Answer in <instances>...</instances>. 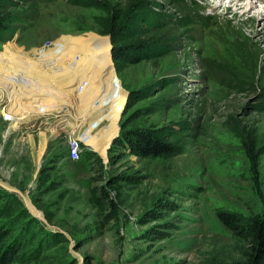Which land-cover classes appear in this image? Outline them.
<instances>
[{
	"label": "rangeland",
	"instance_id": "1",
	"mask_svg": "<svg viewBox=\"0 0 264 264\" xmlns=\"http://www.w3.org/2000/svg\"><path fill=\"white\" fill-rule=\"evenodd\" d=\"M229 1L2 0L0 53L12 44L83 49L104 38L109 52L124 50L108 59L109 80L123 88L113 134L122 146H110L112 138L104 156L91 147L67 156L69 136L80 137L89 122L68 132V104L29 119L24 132L0 112V223L18 243L11 264H226L240 256L243 242L215 209L248 217L264 204V3L240 0L243 8L224 10ZM213 7L243 35L225 36L230 23L208 17ZM131 40L143 45L128 47ZM219 40L230 47L225 57ZM28 77L26 88L36 90ZM136 132L177 149L138 155L127 145ZM89 150L99 160L94 170ZM93 185L106 192L104 202Z\"/></svg>",
	"mask_w": 264,
	"mask_h": 264
},
{
	"label": "bare ground",
	"instance_id": "2",
	"mask_svg": "<svg viewBox=\"0 0 264 264\" xmlns=\"http://www.w3.org/2000/svg\"><path fill=\"white\" fill-rule=\"evenodd\" d=\"M239 1L230 0L226 7L223 5L224 10L243 8L242 3H238ZM260 1L264 3L263 0ZM221 2L222 0H219L220 4ZM250 7H252V3ZM215 8L213 7L215 13L212 12L208 17L217 18V22H219L218 16H220L226 20L227 24L230 23V29L224 35L233 38L235 36L241 37L240 35L243 34L240 23L236 19H227L224 14H218ZM261 18L264 19V13ZM236 40L241 41V43L244 42V39ZM106 42L107 40L104 38L103 41H97L92 46L83 49L72 44L56 42L41 52L37 48L29 52L23 51L16 44H12L9 51L1 52L0 112L3 113V117L9 119L12 126H17L24 132L33 127L29 124V121L31 122L29 119L39 116L48 119L51 116L48 112L58 109L62 106L61 104H68L73 107L75 115L71 116L73 124H70L69 121L65 122V129L69 132L72 127L88 119L89 122L87 121L88 124L79 138L84 143L89 144L101 156H104L105 147L116 132V120L122 104V97L117 93V90L123 89L117 85L115 79H112V82L109 80L108 59H110L111 54ZM225 45L226 40L218 41V50L223 57H225V50L230 48L229 45L226 47ZM255 46L260 51L256 44ZM37 52H40L39 57L31 58L29 56ZM74 53H78L76 58H74ZM221 56L219 57L221 58ZM41 59L50 60L53 64L44 68L40 64L39 60ZM26 76L34 79L35 84L39 83L35 85L36 90L26 88L27 85L24 83L28 82ZM84 80H86V85L79 91L78 88L82 81L84 84ZM9 88L11 90L5 93V89ZM3 94H6L4 102L1 97ZM37 94L45 95V100H41L42 102L36 100L35 95ZM37 102L38 105H36ZM101 104H105L104 111L96 116L93 115L94 118H90L93 117L92 114L96 107ZM41 105L44 106L41 109L38 108ZM103 121L105 126L102 125ZM50 123L48 121L45 124L48 129L52 127ZM43 139H41L40 151L44 143Z\"/></svg>",
	"mask_w": 264,
	"mask_h": 264
},
{
	"label": "trees",
	"instance_id": "3",
	"mask_svg": "<svg viewBox=\"0 0 264 264\" xmlns=\"http://www.w3.org/2000/svg\"><path fill=\"white\" fill-rule=\"evenodd\" d=\"M3 2L0 0V30L6 28L1 9ZM132 34L136 38V36L139 37L143 33L134 32ZM0 39H3V37L0 36ZM126 45L140 49L143 43L140 40H131ZM123 53V46H118L117 49H111L110 51L114 60L123 58ZM128 141L129 144L127 145L130 146V149L142 156L167 154L177 149L175 144L156 138L152 132H136ZM112 145L121 147L122 143L117 138H113L110 146ZM86 157L90 159L91 169L94 170L92 164L99 163V160L91 150H89ZM93 190L97 193V201L104 202L106 200L107 194L102 186L93 185ZM215 215L233 235L243 242L240 256L226 262V264H264V204L259 212L248 217H243L233 211L224 209H215ZM10 231V226L7 223H0V264H11L18 249V243L11 237Z\"/></svg>",
	"mask_w": 264,
	"mask_h": 264
},
{
	"label": "built area",
	"instance_id": "4",
	"mask_svg": "<svg viewBox=\"0 0 264 264\" xmlns=\"http://www.w3.org/2000/svg\"><path fill=\"white\" fill-rule=\"evenodd\" d=\"M90 147L91 146L89 144L84 142L82 143L81 139L78 136H69L67 156L70 159H75L78 157L80 150L82 148H90Z\"/></svg>",
	"mask_w": 264,
	"mask_h": 264
},
{
	"label": "crops",
	"instance_id": "5",
	"mask_svg": "<svg viewBox=\"0 0 264 264\" xmlns=\"http://www.w3.org/2000/svg\"><path fill=\"white\" fill-rule=\"evenodd\" d=\"M86 85V80H84V84H83V81H82V83L80 84V86H79V88H78V90L80 91V90H82L83 89V86H85ZM95 112H97V111H95ZM95 112L92 114V116L93 115H98V114H100V112L98 113V114H95ZM91 116V115H90ZM89 116V117H90ZM95 116H93V117H91V118H94ZM21 130V129H20Z\"/></svg>",
	"mask_w": 264,
	"mask_h": 264
},
{
	"label": "water",
	"instance_id": "6",
	"mask_svg": "<svg viewBox=\"0 0 264 264\" xmlns=\"http://www.w3.org/2000/svg\"><path fill=\"white\" fill-rule=\"evenodd\" d=\"M109 48H110V46H109ZM113 137H114V135L112 136V138H113ZM112 138H111V139H112ZM110 141H111V140H110Z\"/></svg>",
	"mask_w": 264,
	"mask_h": 264
}]
</instances>
